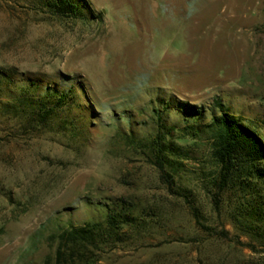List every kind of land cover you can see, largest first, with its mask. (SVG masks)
<instances>
[{"label": "rangeland", "instance_id": "obj_1", "mask_svg": "<svg viewBox=\"0 0 264 264\" xmlns=\"http://www.w3.org/2000/svg\"><path fill=\"white\" fill-rule=\"evenodd\" d=\"M76 1L85 20L0 0V68L16 73L0 97V264H56L57 235L104 222L110 199L136 204L145 228L93 264H264L230 194L214 200L210 142L178 138L199 122L187 106L205 124L219 100L264 140V0ZM27 81L33 98L50 87L78 106L36 125L10 108ZM160 125L188 155L167 171L189 203L156 166Z\"/></svg>", "mask_w": 264, "mask_h": 264}, {"label": "trees", "instance_id": "obj_2", "mask_svg": "<svg viewBox=\"0 0 264 264\" xmlns=\"http://www.w3.org/2000/svg\"><path fill=\"white\" fill-rule=\"evenodd\" d=\"M36 4L57 19H86L87 5L84 1L37 0ZM14 76V71L0 68V97L11 90ZM38 89V84L32 81L21 85L18 96L10 99L11 110L21 107L22 113L27 112L28 119L40 126L55 120L60 111L78 106L71 91L64 93L47 87L44 95L33 98L31 90ZM216 107L220 115L213 113L211 121L204 124V111L187 106L183 114L197 113L199 122L179 128L181 136L178 138L193 141L207 139L210 142L211 155L219 169L214 181L217 190L214 200L220 202L222 195L230 194L234 202L232 217L239 232L264 248V140L250 125H245L242 118L233 115L221 101L216 100ZM157 118L159 123L165 119L164 116ZM176 126L160 125L158 140L151 145L162 178L173 194L183 197L189 203L188 193L172 190L174 178L167 171L180 164L175 158H188L178 145L165 141L166 135L172 138ZM109 201L112 205L107 207L104 222L70 226L57 235L56 264H93L92 258L96 251L106 245L126 242L145 228V219L136 204L126 199Z\"/></svg>", "mask_w": 264, "mask_h": 264}]
</instances>
